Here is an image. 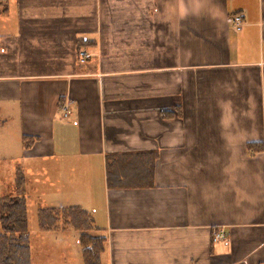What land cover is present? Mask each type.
I'll list each match as a JSON object with an SVG mask.
<instances>
[{"label": "crops", "instance_id": "0c3cea01", "mask_svg": "<svg viewBox=\"0 0 264 264\" xmlns=\"http://www.w3.org/2000/svg\"><path fill=\"white\" fill-rule=\"evenodd\" d=\"M135 153L153 186L110 189L106 157ZM14 159V186L92 215L101 264H264V0H0ZM30 233L32 264H83L73 229Z\"/></svg>", "mask_w": 264, "mask_h": 264}, {"label": "trees", "instance_id": "16d2710c", "mask_svg": "<svg viewBox=\"0 0 264 264\" xmlns=\"http://www.w3.org/2000/svg\"><path fill=\"white\" fill-rule=\"evenodd\" d=\"M27 140L29 142L26 143ZM35 141L33 138H23L26 147H31ZM254 146H257L258 152L263 149L259 145H251L249 149ZM106 158L107 184L110 189L153 186L156 154H112ZM27 183L24 172L17 169L15 194L6 197L0 194V264H32ZM37 221L41 232L56 231L62 226L73 229L78 234L83 264H101L105 237L101 233H94L98 229L87 211L77 207H44L39 209Z\"/></svg>", "mask_w": 264, "mask_h": 264}, {"label": "rangeland", "instance_id": "374dc122", "mask_svg": "<svg viewBox=\"0 0 264 264\" xmlns=\"http://www.w3.org/2000/svg\"><path fill=\"white\" fill-rule=\"evenodd\" d=\"M12 8H13L12 10H14V7H12ZM18 165H24V164L20 161L15 160V159L13 161L0 162V194H1V196L6 197V196H11V195L15 194L13 169ZM95 171L97 172V174H100V169L98 170L95 168ZM28 175H29V179H30L31 183L37 184V182L40 181L41 176L39 174H37V173L29 174V172H28ZM76 181L78 182V180H76ZM81 183L83 185L82 190L84 192V191H86V188H88V187H86V184L88 182H87V180L82 179ZM85 195L83 194L80 196L81 203H86L85 202L86 201ZM87 196L88 195H86V197ZM51 197L55 198L57 196L53 195ZM87 199H89V196L87 197ZM27 200H28L29 228H30V231L33 233L34 239L37 241L38 239H36V233L39 232L38 221H37V210L39 208L46 207L48 204H47L46 200L40 194H38L35 191V188L33 191H31V193L28 194ZM95 206H98V205H95ZM90 212L93 215L96 214V212H94L93 210H91ZM99 232L100 231L98 230L97 233L96 232H94V233L98 235ZM74 234H76V233H74Z\"/></svg>", "mask_w": 264, "mask_h": 264}, {"label": "built area", "instance_id": "2783aa9c", "mask_svg": "<svg viewBox=\"0 0 264 264\" xmlns=\"http://www.w3.org/2000/svg\"><path fill=\"white\" fill-rule=\"evenodd\" d=\"M234 24L237 30H240L243 26V21L241 19V17L237 16L234 18ZM88 55L85 52H80L79 53V61L81 64L86 62ZM63 116L64 118L68 117V108L64 107L63 108ZM226 239V235L222 232H215L213 234V241L214 242H218V241H224Z\"/></svg>", "mask_w": 264, "mask_h": 264}]
</instances>
